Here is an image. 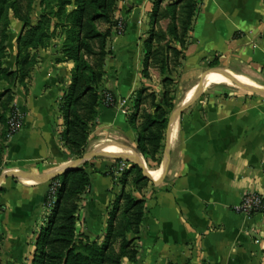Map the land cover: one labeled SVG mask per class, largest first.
<instances>
[{"label":"crops","instance_id":"0c3cea01","mask_svg":"<svg viewBox=\"0 0 264 264\" xmlns=\"http://www.w3.org/2000/svg\"><path fill=\"white\" fill-rule=\"evenodd\" d=\"M173 2L118 0L111 18L115 25L124 20L122 37L114 25L98 24L101 32L110 31L102 89L130 107L127 115L103 104L98 108L87 153L116 149L122 157L123 152L137 150V132L129 123L133 102L143 89L164 91V76L152 66L147 47L159 28L181 53L177 76L172 77L178 85L199 91L207 80L229 69L264 87V0H203L184 46L169 33L176 22L172 18L157 22L154 16L156 5L167 9ZM74 8L69 6L68 12ZM56 9L49 11L54 14L45 27L44 42L28 48L37 59L30 76L12 86V106L21 114L23 128L8 139L7 123L0 124V177L7 170L53 173L76 160L66 145L64 102L77 63L66 59V35L59 28ZM43 11L41 0H35L29 16L32 27L41 23ZM29 31L21 16L11 11L4 58L8 70H17L19 52L31 40ZM34 33L35 39L41 36V30ZM231 84L213 85L183 112L173 126L164 181L157 187L150 183L137 194L148 207L135 242L137 264H264V207L251 215L236 210L246 194L264 197V96L237 81ZM10 87L9 80L0 81V92ZM117 159L89 161L92 184L81 196L77 225L84 241L105 240L110 209L123 189ZM50 186L13 178L1 181L0 264L34 258L39 233L47 224Z\"/></svg>","mask_w":264,"mask_h":264},{"label":"trees","instance_id":"16d2710c","mask_svg":"<svg viewBox=\"0 0 264 264\" xmlns=\"http://www.w3.org/2000/svg\"><path fill=\"white\" fill-rule=\"evenodd\" d=\"M117 1L41 0L44 6L42 21L37 27H32L29 16L33 13L35 0H0V81L9 80L11 84L10 89L0 92V124H6L9 115L14 112L12 86L29 77L36 65V55L32 56L28 48H38L44 42L45 27L54 14V11H49L55 6L59 28L66 35V59L77 63L72 87L64 102V108L68 112L66 145L74 159L86 154L90 135L99 117L98 108L104 101L103 94L109 93L102 87L105 77L103 66L109 55L106 43L110 31L101 32L98 24L115 26L111 17ZM159 1L165 0H158L156 4ZM172 1L174 2L167 9L156 5L154 16L157 22L172 18L176 24L170 27L169 33L174 41L184 46L203 0ZM73 5L74 10L68 12L69 6ZM11 11L21 16L31 37L25 43V51L19 52L15 71L4 67ZM37 30H41V36L35 39L34 31ZM147 47L152 66L164 76V91L157 94L148 89L141 90L133 102L134 113L130 115L129 123L137 132L138 152L147 161L159 164L169 116L176 106L169 88L174 85L172 75L179 64L181 53L170 46L167 34L161 28L154 32ZM147 105L150 110L144 108ZM90 166L87 162L52 182H61V186L57 191L56 202L46 217L47 224L36 241L32 264H124L125 260L130 264H137L138 249L135 242L140 238L148 214L147 201L137 194H141L150 183L154 187L159 185L145 177L140 166L129 168L121 179L122 192L109 212L104 242L100 244L98 240L84 241L78 237L77 225L80 197L87 194L92 184L94 172L90 171ZM110 174L115 178L113 173ZM127 186H131L132 190H126ZM0 192L3 190L0 189Z\"/></svg>","mask_w":264,"mask_h":264},{"label":"water","instance_id":"95a60500","mask_svg":"<svg viewBox=\"0 0 264 264\" xmlns=\"http://www.w3.org/2000/svg\"><path fill=\"white\" fill-rule=\"evenodd\" d=\"M219 73H221V74H229L237 82H239L238 79H237V76H240V75L234 73L233 71H231L229 69H224V70L220 71ZM243 85L245 87H247L253 93H256V94L264 96V90L263 89L257 88L255 86L247 85V84H243ZM212 86L213 85L205 84L196 93V95H194L193 97L189 98L187 101L183 102L178 107V109L171 115V117L169 119L168 129H167V132H166L165 160H164V165H163V172H162V176L158 180H155V179H153L151 177L149 171L147 170V168L145 166V163L141 159H139L138 157H134V156H122L121 157V156H118L115 153H112L111 151L103 150V151H99V152H88L82 158H79V159H76V160L72 161L69 165H67L62 170L57 171V172H53V173H31V172L7 170V171H4L1 174L0 183L5 178H13V179L21 180V181L53 182L56 179L61 178V177L65 176L66 174L77 170L83 164H85V163H87V162H89V161H91L93 159L101 158V157H114V158H118V159L122 158V159L129 160V161H131L133 163V165L140 166L143 169V171H144L145 177L150 179V181H152L153 183L160 184V183H162L164 181V179H165V177H166V175L168 173V170H169V162H170L169 141L171 139V134H172V130H173V126H174L175 122L181 117L183 112L191 104H193L196 100H198Z\"/></svg>","mask_w":264,"mask_h":264},{"label":"built area","instance_id":"2783aa9c","mask_svg":"<svg viewBox=\"0 0 264 264\" xmlns=\"http://www.w3.org/2000/svg\"><path fill=\"white\" fill-rule=\"evenodd\" d=\"M115 33L118 37H122L126 33V24L123 19H118L116 21L115 25ZM104 101L103 105L107 108L117 109L122 114L127 115L129 113V105L130 103L126 100H120L116 98L111 93H104ZM23 128V118L21 114L15 109L14 112H12L7 121V131L6 135L8 139H12L15 137ZM127 167L126 162L121 163L120 170L116 171V173L123 172ZM61 186L59 182L57 183H51L49 192H48V206L50 207L52 204H55L56 202V196L58 188ZM264 207V197L257 193H249L246 194L242 200L241 203L236 208L237 212L245 215H250L254 212L260 211Z\"/></svg>","mask_w":264,"mask_h":264},{"label":"rangeland","instance_id":"374dc122","mask_svg":"<svg viewBox=\"0 0 264 264\" xmlns=\"http://www.w3.org/2000/svg\"><path fill=\"white\" fill-rule=\"evenodd\" d=\"M176 73H178L177 72V70H176V67L174 68V73H173V75H172V77H176L177 76V74ZM224 75H226V74H222V75H220L219 77H222V76H224ZM157 77H158V79H157V84H160V79H159V74H157ZM229 85H232V84H229ZM170 92H171V96H173V98L175 99L174 101H175V104H176V106H175V108H174V110L171 112V114H170V116H169V119H170V117H171V115L178 109V107L184 102L183 100H184V98L191 92V91H189V89H187V88H185V87H183V85H178L176 82H174V85L173 86H171L170 88ZM163 93V92H162ZM198 100H196V102H197ZM196 102H194V103H196ZM193 104H191L189 107H191ZM144 108H148L149 110H150V107H149V105H147L146 107H144ZM16 108H14V110H15ZM165 142V141H164ZM163 145H164V143H163ZM164 147H165V145H164ZM109 150H111V151H114V152H116L117 150H115V149H109ZM137 151V152H136ZM135 152H136V154L139 156V157H141L140 159L145 163V166H146V168H147V170L150 172V171H152V172H156V171H159V170H161L162 169V167H163V165H164V148H163V150H162V152H161V154L159 155V159H160V163L159 164H156V163H152V162H150V161H147L139 152H138V150H136ZM132 152H134V151H132ZM134 152V153H135ZM87 153V152H86ZM117 161H118V170H120V167H121V163L122 162H126L127 163V167H126V169L123 171V172H120L119 174V180H120V183H121V179H122V177H123V174L126 172V171H128V169L129 168H131L132 166H134L133 165V163L131 162V161H129V160H126V159H117ZM117 170V171H118ZM119 172V171H118ZM51 183L52 182H50V185H51ZM60 184H61V182H59ZM147 189V188H146ZM126 190H128V191H131L132 190V187L131 186H127L126 187ZM145 190V189H144ZM143 190V191H144ZM142 194V193H141ZM85 195V194H84ZM120 195V194H119ZM116 202V201H115ZM54 204H52L51 206H53ZM51 206L49 207L47 204L45 205V207H46V211H45V215H44V218H46L47 217V215L50 213V209H51ZM81 206V197H80V201H79V207ZM112 207H113V205H112ZM112 207H111V209H112ZM110 209V210H111ZM79 211H80V209H79ZM255 213V212H254ZM253 214V213H252ZM251 215V214H250ZM78 222H79V219H78ZM78 233V232H77ZM78 237L81 239L82 237H81V235L78 233ZM36 251V250H35ZM34 251V252H35ZM33 263V259L31 260V261H27V262H25V263H19V264H32ZM13 264H17V263H13Z\"/></svg>","mask_w":264,"mask_h":264},{"label":"bare ground","instance_id":"6f19581e","mask_svg":"<svg viewBox=\"0 0 264 264\" xmlns=\"http://www.w3.org/2000/svg\"><path fill=\"white\" fill-rule=\"evenodd\" d=\"M237 79L238 81L242 84H247V85H251V86H255L257 88H260V89H264V87L260 86V85H257L255 83H251V81H248L246 78L242 77V76H237ZM236 80L229 74H226L222 77H219V76H216V77H213V78H210L209 80L206 81V84L208 85H215V84H223V83H227V84H231L232 82H235ZM198 92L197 91H191L185 98L183 101H186L188 100L189 98L193 97L194 95H196V93ZM178 124V123H177ZM175 133H177V128L175 126ZM174 136V135H173ZM177 136V135H176ZM128 149V148H127ZM113 150V149H112ZM116 150V149H115ZM112 153H115L117 154L118 152H113L111 151ZM123 155L124 156H134V157H137V155L132 152V150H128L126 152H123ZM141 158V157H139ZM162 172H163V167L161 170L159 171H156V172H152L150 171V175L153 179L155 180H158L161 176H162Z\"/></svg>","mask_w":264,"mask_h":264}]
</instances>
